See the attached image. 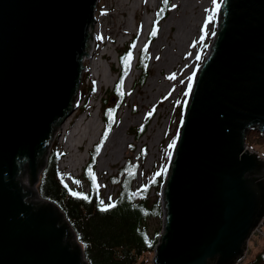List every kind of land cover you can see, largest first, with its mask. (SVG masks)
<instances>
[{"label": "water", "instance_id": "95a60500", "mask_svg": "<svg viewBox=\"0 0 264 264\" xmlns=\"http://www.w3.org/2000/svg\"><path fill=\"white\" fill-rule=\"evenodd\" d=\"M97 1L0 0V264H87L36 185L76 107ZM250 132L264 137V0H222L162 182L152 264L244 255L264 216V161L245 148Z\"/></svg>", "mask_w": 264, "mask_h": 264}, {"label": "rangeland", "instance_id": "374dc122", "mask_svg": "<svg viewBox=\"0 0 264 264\" xmlns=\"http://www.w3.org/2000/svg\"><path fill=\"white\" fill-rule=\"evenodd\" d=\"M125 1H97L96 10L94 12L95 23L92 27L89 56L83 64L86 70L82 73L81 86L75 103V110L68 117L71 123L83 113V116L84 114L88 116L94 115L98 126H103L100 102L105 97H109L110 90L115 86L117 81V74L115 73L116 70L119 69L117 51L126 44L131 43L134 39V55H138V52L152 30L154 23L153 12L158 8L162 0ZM204 1L196 0L192 7H187L184 11L180 3L175 6V0H171V11L168 15L169 17L173 13L174 18H171V22H175L180 18H185L187 22L195 23L193 41L190 43V41L186 39L184 42L185 54L179 57L172 67L167 64L162 65V69L157 67L164 63L165 60L163 61V59L165 53L173 45L175 41L174 36L177 32L175 24L171 28L172 30L165 27L164 23L167 21L168 17L159 25L157 37L150 45L149 76L142 87H135L138 83L140 73L135 67V62L132 64L131 71L123 83L125 99L116 113L118 121L117 126L119 127V125H121L124 117L127 124L120 132L122 138L119 146L122 150L119 154L115 153L111 156H109V152L112 149L103 152L109 136L118 129V127H116L101 143L97 156L95 179L102 190L108 183V177L113 175L116 169L122 166L124 160L128 157H131L133 161L135 160L140 167L138 168V177L135 181L136 185H138L139 182H144V178L150 177L154 171L159 172L161 166H163L167 153L173 147L182 116L183 106L188 95L194 72L200 64L202 54H206L208 44L216 27L218 8L214 10L212 0ZM221 1L222 0H217L218 7ZM206 20H210V22L206 24ZM176 51L177 49L175 48L173 52ZM102 53H104V56L101 58ZM197 56H199V59H197ZM96 71H98V75ZM154 80L157 81L154 82L152 91H149L148 84ZM156 91L157 93H155ZM111 100L112 103L115 101L114 98ZM151 114H153V116L142 135L143 137L153 121L157 120L158 125L163 121H168L166 131L160 141L154 146L153 153H151V148L148 145L151 136L147 137V141L141 142L142 136L138 140H134L133 136L130 135V133L137 129L142 121ZM101 130L96 140L88 145L86 149L85 146L87 143L83 142V144L75 150L78 156L83 157L82 163L77 168H71V166L65 165L71 152L67 150L66 139L64 138L61 140L62 137L59 134V130L56 132L50 149H56L58 152H62L58 167L63 174L70 176L72 179L80 180L82 171L89 161L90 153L93 151L94 146L99 144ZM65 136L66 134L64 137ZM246 142L261 155H264V137L260 136L257 132H250L246 138ZM117 144L114 145V150L116 147H119ZM132 144L136 146V149L134 152L130 153L128 147ZM144 145L147 148V155L143 160H140L139 151ZM67 183L75 185L77 188H85L86 186L85 182L80 181L74 183V181L67 180ZM157 225L158 223L156 220L150 222L151 228H155ZM260 230L262 233L260 238L252 237L249 244L250 252L245 259V264H255L253 262L255 256L261 253L264 254V225L261 226ZM257 264H264V261Z\"/></svg>", "mask_w": 264, "mask_h": 264}, {"label": "trees", "instance_id": "16d2710c", "mask_svg": "<svg viewBox=\"0 0 264 264\" xmlns=\"http://www.w3.org/2000/svg\"><path fill=\"white\" fill-rule=\"evenodd\" d=\"M170 4L171 0H167V4L162 0L153 12L152 30L136 58L133 52L134 39L117 51V81L110 90L109 99L105 97L100 102L103 134L99 144L95 145L90 153L80 180L72 179L59 170L58 162L62 152L56 149L50 150L47 165L39 176L36 187L40 197L53 202L62 211L82 248L87 264H152L153 251L161 233L160 192L171 150L167 153L159 172L154 171L150 177L144 178V182L139 186L135 181L140 167L131 157L126 158L123 165L108 177L110 182L119 187L116 197L108 201H104L102 197L101 188L95 179V171L100 145L118 125L116 113L125 99L124 80L135 60V67L140 73L135 87L143 86L149 76L150 45L157 37L159 25L171 11ZM204 56L203 53L200 63ZM112 98L115 99L113 103ZM152 116L153 114L148 116L130 133L134 140L143 135ZM128 149L132 153L136 146L132 144ZM146 155L147 148L144 145L139 151L140 160ZM67 180L74 183L85 182L86 186L77 188L67 183ZM153 220L158 223L155 228L150 226ZM261 261H264L262 253L253 259L254 263Z\"/></svg>", "mask_w": 264, "mask_h": 264}, {"label": "bare ground", "instance_id": "6f19581e", "mask_svg": "<svg viewBox=\"0 0 264 264\" xmlns=\"http://www.w3.org/2000/svg\"><path fill=\"white\" fill-rule=\"evenodd\" d=\"M195 1L196 0H175L174 4L176 6L178 3H180L182 10L185 11L187 7L188 8L192 7ZM172 17H173V13L168 17V19L164 23V25L167 29H171L174 24L176 25L177 32L174 36L175 41H174L173 45L166 51L165 57L163 59V61L165 60L164 63L157 66V67H159V69L161 68L162 65H166V64L172 67V65L177 62V59H179V57H182L185 54L184 42L186 41V39L188 41H190V43L194 39L193 29L195 28V23L187 22V20L185 18H180L179 20H176L175 22H171L170 20ZM193 19H194V16H193ZM90 42H91V40H90ZM175 48L177 49V51L173 52V50ZM89 49H90V46H89ZM103 56H104V53L101 54V58ZM86 58H88V56ZM86 58H84L83 61H85ZM96 74L97 75L99 74L98 71H96ZM155 81H157V80H154L153 82H150L148 84V88H149L148 90L149 91H152V86L154 85ZM155 93H157V91ZM76 101H77V99H76ZM69 119L70 118H68L65 122H63L61 124V126L59 127V134L62 137L61 140H63L64 138L66 139L67 150L69 152H71V154L69 155V158L67 159L65 165L66 166L69 165V166H71V168L72 167L77 168L82 163L83 157L78 156L76 154L75 150L77 148H79L83 144V142L87 143L85 146V149H86L88 147V145L92 144L96 140V138L99 136L100 130H99L98 124L95 121L94 115L88 116V115L84 114V116H83V114H81L80 116H78L74 120L73 123H71V120H69ZM167 122L168 121L166 120V121L161 122V124L158 125L157 120L153 121L150 124V126H149L146 134L144 135V137L142 136L143 138L141 139V142L147 141L148 140L147 137L151 136L150 141H148V145L151 148V153H153L154 146L160 141L164 132L166 131ZM126 125L127 124H126L125 117H124L121 125H119V127L117 126L118 129H116L109 136L107 144H106L105 148L103 149V152H105L108 149H112L109 152V156H111L115 153L119 154L121 152L122 148L119 145L121 143L120 141L122 138V134H120V132L126 127ZM65 134H66V136L64 137ZM54 137H55V135H54ZM118 139H120V140H118ZM115 144H117L119 147L118 148L116 147V149L114 150L113 147ZM263 219H264V217H263Z\"/></svg>", "mask_w": 264, "mask_h": 264}, {"label": "built area", "instance_id": "2783aa9c", "mask_svg": "<svg viewBox=\"0 0 264 264\" xmlns=\"http://www.w3.org/2000/svg\"><path fill=\"white\" fill-rule=\"evenodd\" d=\"M260 157L264 160V157L263 156H260ZM117 192H118V187L108 182L104 186V189L102 190V195H103L104 200H108L110 198H114L116 196ZM263 225H264V219L261 220L259 222V224L257 225V227L253 230L252 235H251V237L249 239L250 242L252 240V237H255V238L258 237V238H260V235H262L260 229H261V226H263ZM246 255H247V251L245 252L244 257H242L241 259H239L235 264H244L245 259H246Z\"/></svg>", "mask_w": 264, "mask_h": 264}, {"label": "snow or ice", "instance_id": "6c2138e0", "mask_svg": "<svg viewBox=\"0 0 264 264\" xmlns=\"http://www.w3.org/2000/svg\"><path fill=\"white\" fill-rule=\"evenodd\" d=\"M163 2L165 3V4H167V0H163ZM212 3H213V5H214V10L216 9V8H218V4H217V0H212ZM208 22H210V20H206V24L208 23ZM153 35L155 34V29H153V33H152ZM130 55V54H129ZM197 59H199V56H197Z\"/></svg>", "mask_w": 264, "mask_h": 264}, {"label": "flooded vegetation", "instance_id": "af4514ba", "mask_svg": "<svg viewBox=\"0 0 264 264\" xmlns=\"http://www.w3.org/2000/svg\"><path fill=\"white\" fill-rule=\"evenodd\" d=\"M255 264H257V263H255Z\"/></svg>", "mask_w": 264, "mask_h": 264}]
</instances>
